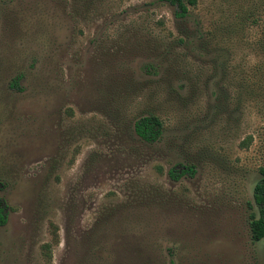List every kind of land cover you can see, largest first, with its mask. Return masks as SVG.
Wrapping results in <instances>:
<instances>
[{
  "label": "rangeland",
  "instance_id": "1",
  "mask_svg": "<svg viewBox=\"0 0 264 264\" xmlns=\"http://www.w3.org/2000/svg\"><path fill=\"white\" fill-rule=\"evenodd\" d=\"M77 3L0 0V264H264V0Z\"/></svg>",
  "mask_w": 264,
  "mask_h": 264
},
{
  "label": "trees",
  "instance_id": "2",
  "mask_svg": "<svg viewBox=\"0 0 264 264\" xmlns=\"http://www.w3.org/2000/svg\"><path fill=\"white\" fill-rule=\"evenodd\" d=\"M102 0H78V12L88 14L90 8L95 6ZM175 7L176 15L179 18L187 17L191 7H195L198 4V0H161ZM149 70H153L154 67L150 66ZM164 124L155 114L144 116L139 118L134 124V131L136 135L148 143H157L163 136ZM193 173L194 168H188L186 171L171 172L170 176L177 180L182 174L186 175L188 172ZM261 179L254 188V203L258 209V213L253 212L250 216V229L251 236L254 242H260L264 240V168L260 169ZM8 220V214L4 208L0 207V226L5 225Z\"/></svg>",
  "mask_w": 264,
  "mask_h": 264
}]
</instances>
